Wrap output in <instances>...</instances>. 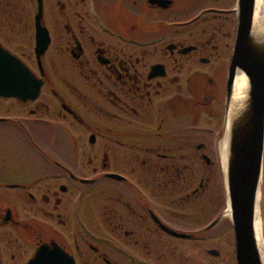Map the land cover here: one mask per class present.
<instances>
[{"label": "flooded vegetation", "instance_id": "flooded-vegetation-1", "mask_svg": "<svg viewBox=\"0 0 264 264\" xmlns=\"http://www.w3.org/2000/svg\"><path fill=\"white\" fill-rule=\"evenodd\" d=\"M7 1L0 46L42 83L33 100L0 96V126L18 132L43 166L19 176L14 155L0 157V264H28L43 246L55 264V251L74 264H168L173 256L187 264L172 243L214 226L200 230L196 215V229H179L183 218L165 208H197L206 195L199 211L214 212L209 142L223 133L237 0H41L49 43L40 56L38 0L21 9ZM46 126L66 133L70 162L43 146ZM104 183L111 208L102 224L77 211L73 227L72 201Z\"/></svg>", "mask_w": 264, "mask_h": 264}, {"label": "water", "instance_id": "water-1", "mask_svg": "<svg viewBox=\"0 0 264 264\" xmlns=\"http://www.w3.org/2000/svg\"><path fill=\"white\" fill-rule=\"evenodd\" d=\"M255 3L256 0H237L236 34L224 100L222 136L226 124L229 131L227 163L223 171L229 220L234 230L237 264H264V244L260 249L255 229L256 220L259 219L258 205L263 180L264 31L260 33L253 28ZM38 10L35 18V50L37 56H40L46 51L49 43L47 31L41 26V0H38ZM239 72L247 79V92L243 102L229 116L234 79ZM41 83L42 80L37 79L22 61L0 46V96L33 100L39 95ZM204 158L209 162L208 158ZM219 219L220 217H217L213 220L206 229L215 226ZM178 235L189 236L182 233ZM259 238L261 239V233ZM45 248L41 247L28 264H55L54 260H45V256L49 254ZM208 251L213 256L219 255V251L215 249ZM54 254L58 255L60 264H74L73 259L67 260L61 251H55Z\"/></svg>", "mask_w": 264, "mask_h": 264}, {"label": "rangeland", "instance_id": "rangeland-1", "mask_svg": "<svg viewBox=\"0 0 264 264\" xmlns=\"http://www.w3.org/2000/svg\"><path fill=\"white\" fill-rule=\"evenodd\" d=\"M15 7L21 9L26 6V0H15ZM224 117V116H223ZM223 119H222V127L221 131L223 129ZM209 127V125H208ZM223 132V131H222ZM39 138L43 144V146L52 152L56 156L57 159L60 160H66L70 162V154H71V147L69 138L67 137L66 133L63 130L59 129H51L50 127L46 126L45 128H42L40 132H38ZM220 135V134H219ZM222 138V135L218 136L214 141L209 142V145L214 148V152L212 156H210V159L214 161L213 166V178L211 186L212 191V197H211V205L210 208L214 212H211L209 214L199 211L200 207H205L206 203L203 202L206 195H203V197L198 198L197 200V208L195 206H191L189 204L183 205L181 208H175L168 207L165 208L168 213H171L172 215L179 214V218H183V221H174L179 224H176L175 226L179 229L187 230H193L197 228V225H195L191 218L196 215H198V222L200 230H203V228L208 224L211 223L214 219L217 217H220V219L217 222V225H215L210 230H207V233L203 232L201 234L200 239H197L196 241H179L173 242V246L176 247V253L182 254L186 258V263H196L198 262L202 264H237L235 260V240H234V230L231 225V220H229V215L226 214V208H227V201L225 196V181H224V171L222 168V162L220 158V140ZM264 149V146H263ZM87 149L86 151H88ZM8 152H11L14 155L15 161L17 162V170L19 171V176L24 174V170L29 171V173H37L40 171L42 165V160L38 159L37 154L31 145H28L24 140L23 137L20 136L18 132H11L9 131L5 125L0 126V157H3L5 154H8ZM89 153H84L83 156H81V161L83 164L87 162ZM197 162V161H196ZM201 162H197L196 164V170L200 173V175L203 174L204 170L200 166ZM263 173H262V185H261V195H260V201L258 205L259 209V219L261 220V239H263L264 244V152H263V165H262ZM81 170V169H80ZM82 174L86 172L85 174H90V169L85 168L84 171H82ZM207 175V174H205ZM212 174H208V176H211ZM198 183V179L196 181ZM83 190V201L75 202L72 201L70 206V218H72V226L76 227L74 225L75 220L74 216L76 215V212H81L83 219V222L88 225H101L102 224V211L106 207L109 209L111 208V201L109 196V186H107L106 183L99 186L94 187H85L82 188ZM197 199V198H196ZM168 203V201H167ZM78 205V208L77 207ZM108 209V210H109ZM164 209V210H165ZM226 214V215H225ZM86 217V218H85ZM168 217V216H167ZM187 217L189 219H187ZM77 226H81L80 224H77ZM170 243V242H169ZM209 249H215L219 251V255L212 256L207 251ZM175 249L170 248L171 255L174 254ZM178 255V254H176ZM175 257H170L168 264H176ZM181 260H183V257H181ZM183 262V261H182Z\"/></svg>", "mask_w": 264, "mask_h": 264}, {"label": "bare ground", "instance_id": "bare-ground-1", "mask_svg": "<svg viewBox=\"0 0 264 264\" xmlns=\"http://www.w3.org/2000/svg\"><path fill=\"white\" fill-rule=\"evenodd\" d=\"M255 13H254V24H253V28L255 29V31L258 32H263L264 31V4H263V0H256L255 3ZM234 86H233V95L231 98V104L229 107V116L231 115V113H233L234 109H236L237 107L240 106V104L243 102V99L246 95L247 92V79L245 78L244 74H242L241 72H239L235 79H234ZM228 126L226 124L225 126V130H224V134L221 138V142H220V160L222 162V168L223 170L226 167V163H227V154H228ZM226 214L229 215V210L228 208L226 209ZM225 214V215H226ZM261 220L257 219L256 220V224H255V229L257 230V236L259 239V247L260 249L262 248V244L263 241L259 238L260 233H261Z\"/></svg>", "mask_w": 264, "mask_h": 264}, {"label": "trees", "instance_id": "trees-1", "mask_svg": "<svg viewBox=\"0 0 264 264\" xmlns=\"http://www.w3.org/2000/svg\"><path fill=\"white\" fill-rule=\"evenodd\" d=\"M7 3H9V1L0 0V8L3 9L6 6Z\"/></svg>", "mask_w": 264, "mask_h": 264}]
</instances>
